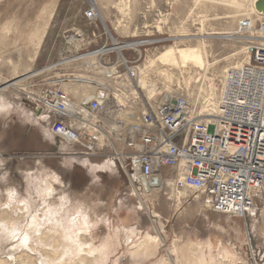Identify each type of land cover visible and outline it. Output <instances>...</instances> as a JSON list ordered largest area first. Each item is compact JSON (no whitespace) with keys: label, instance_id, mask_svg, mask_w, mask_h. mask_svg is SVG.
Wrapping results in <instances>:
<instances>
[{"label":"rangeland","instance_id":"1","mask_svg":"<svg viewBox=\"0 0 264 264\" xmlns=\"http://www.w3.org/2000/svg\"><path fill=\"white\" fill-rule=\"evenodd\" d=\"M253 3L254 0H94V2L93 0H0V87L8 81L19 80L43 69L35 75L22 79L18 85L0 90V104L6 102L13 105L11 101L15 100L29 101L28 92L39 94L44 83L57 81L58 78L98 80V71L102 70V67L99 68V65L96 67L95 63L99 60L110 62L120 52L111 49L110 54L102 56L106 50L93 57L91 63H89L91 59L82 58L81 54L102 49L103 46L109 49L115 47V43L147 40L151 42L141 44L139 49L131 48L122 52L127 57L137 60L140 65L139 78L146 75L154 90L161 93L158 94L159 97L178 94L190 98V101H194L196 97V106L200 107L209 94L220 96L223 76L231 67L248 62V42L252 40L257 44L264 43L260 41V38H264V32L258 29L260 15L252 9ZM91 7L97 10V18L88 20L85 12ZM244 18L253 21V30L241 29L240 21ZM189 46L201 49L194 61L196 63L185 61L184 64L182 63L184 67H178L159 59L169 47ZM202 47L206 51L205 55ZM206 60H209L211 65L204 70ZM48 66L51 67L45 69ZM62 87L73 99L86 97L95 89L92 84L82 83L62 85ZM144 90L147 97V93L151 91H146L145 88ZM190 93L195 97H190L192 96ZM128 112L132 111L123 110L117 117L127 119ZM112 123L115 126L117 124L116 121ZM3 152L5 153L0 149V154ZM17 152L18 150L13 154L9 152L8 156L17 155ZM1 155L0 160L6 163L9 157L4 158V154ZM31 156L34 154L12 156V163L7 169L2 170L5 174H0V204L9 207L15 216L24 220L29 219L30 215L22 213V204L34 200L27 189L30 174L24 161L34 165L37 158L38 161L42 160L41 157ZM84 157L94 158L95 160L92 161L97 162L105 159L90 155ZM107 160L98 165L87 164L93 173L91 182L93 187L90 188L87 184L89 182L87 170L82 166L76 164L75 173L70 176L67 174V170H70L67 164L59 166L58 160L52 157L46 158L47 162L38 166L43 173L40 174L41 179L62 172L60 175L67 186H69L68 182H72L70 189L64 187L66 185L63 183L55 182L57 191L53 197L44 198L46 203L50 202L60 207L62 195L68 194L70 198L75 193L78 196V190L86 194L89 199L93 198L95 190H98L97 192L101 190L103 193L105 187H100L99 172L104 167H106L104 170L108 168L113 171L109 164L113 159L110 157ZM5 163H1L0 168H4ZM40 168L36 167L35 171H39ZM109 183L112 184L108 187L115 189L112 190L114 191L112 204L105 214L106 221L83 232L82 237L84 242L91 243L94 247L110 243L108 264H115L116 261L118 264H202L201 258L204 256L209 258L216 256L218 261L224 264L264 263L263 221L258 220L257 230L255 233L251 232V238L247 236L248 227L244 218L239 219L241 232L231 230L229 224L233 218H227L222 212L206 208L204 202L206 196L196 198L192 192H187L188 200L180 202L175 196L169 198L171 192L166 195L163 192L153 191L150 195L152 203L155 202L154 206L156 205V209L163 216L161 221L155 222L152 212L146 207L149 206L147 197L144 201L141 200L130 187L126 177L121 174L112 176L104 174L103 185ZM88 188L92 190L89 191ZM192 205H197L198 208L188 212V207ZM24 224L25 222L22 226ZM132 229H135V234ZM148 233L161 237L164 243L159 245L150 243L139 251L131 247L133 244L142 243ZM255 234H257L256 238ZM217 237L226 239L233 247L238 257L235 261L231 258L227 260L223 250L215 249L212 252L205 245L202 248L199 244L204 239L211 240ZM130 238L131 241L134 239L133 243L128 240ZM248 238H251L250 245ZM175 247L179 251L181 260L177 261L179 256L170 253L176 249Z\"/></svg>","mask_w":264,"mask_h":264},{"label":"built area","instance_id":"2","mask_svg":"<svg viewBox=\"0 0 264 264\" xmlns=\"http://www.w3.org/2000/svg\"><path fill=\"white\" fill-rule=\"evenodd\" d=\"M85 16L93 20L97 10L91 7ZM241 25L254 29L248 19ZM258 29L264 32V19ZM248 51V62L227 71L210 119L192 111L184 95L151 103L139 83L140 65L124 53L95 63L102 70L98 80L90 79L95 89L87 97L73 99L48 81L27 99L52 112L51 130L80 146L78 155L111 157L140 198L143 186L167 187L206 196L213 210L244 216L264 192V43L250 40ZM125 92L127 103L119 100ZM114 109L132 111L131 118L114 116Z\"/></svg>","mask_w":264,"mask_h":264},{"label":"bare ground","instance_id":"3","mask_svg":"<svg viewBox=\"0 0 264 264\" xmlns=\"http://www.w3.org/2000/svg\"><path fill=\"white\" fill-rule=\"evenodd\" d=\"M93 2H94V0H93ZM256 2H257V0H254V3L252 5V9L257 14H262L257 10ZM244 19L251 20L250 18H244ZM244 19H242V20H244ZM259 19L263 20L264 14H263V16H260ZM240 27L244 31H245V29H247L243 25H241ZM260 41L264 42V38L263 37H262V39L260 38ZM149 42H151V41L134 40V41L125 42L124 44L115 43V45H114L115 47H112L109 49H103V48L99 49V50L97 49V50L91 51L89 53L81 54L80 56L82 58L91 59L89 61V63H91L93 60V57L97 56L98 54H100L106 50H111V49L117 50L121 54L123 52V50L131 49V48L139 49V46L141 44H145V43H149ZM119 44H121V45H119ZM204 46H205V44H204ZM200 51H201L200 48L193 47V46L184 47V48L169 47L159 56V59L165 63H169V65H176L178 67H184V66H182V63L184 64L185 61H188V62L193 61L192 63H196L194 61L196 60V57L198 56ZM203 51H204V55H205L206 51L204 50V48H203ZM247 52H248V56H249V58H248V61H249L251 56H250V53L248 51V45H247ZM210 65H211L210 61L206 60V67L204 70H207V68ZM50 67L51 66H48L45 69L50 68ZM42 70L31 73V74H29L23 78H20L19 80L17 79V80L12 81V82L8 81L7 83H5V85L0 87L1 88L0 90H4L5 88L12 86V85H14V86L18 85L19 84L18 82L21 81L22 79L27 78L30 75H35L36 73H39ZM139 73H140V71H139ZM226 73H228V72H226ZM226 73L223 76L222 83L224 81L225 75H227ZM204 76H206V74H204ZM139 77H140V75H139ZM192 77H194V76H192ZM169 78H171V75ZM149 80H148V77L146 78V75L141 76V78H139L140 85L143 88H145L146 91H149V90L151 91V92L147 93L148 100L151 103L161 102L162 100H164L165 97H162V96L159 97L158 96V94H161V93L154 90V86L152 84H150L151 81H149ZM189 80H190V76H189ZM225 80H226V78H225ZM227 80H228V77H227ZM227 80H226V83H227ZM54 82H58V83L60 82L62 85H70V84H74V83L92 84V86L95 87V83L91 82L90 80H86V79L84 80V79H80V78H68L67 77L65 79H58L57 81H54ZM222 83H221V86H222ZM189 84H190V82H189ZM151 85L153 87H151ZM193 93H190V95H192L190 97H195ZM175 95H178V94H175ZM221 95H222V92H220V96H218V97L214 93L209 94V96L204 100V102L201 103L200 107L196 106L197 105L196 104V97H195L194 101H190L191 99L188 97H186V99L188 100L192 111L198 113V115L200 117L212 118L216 115V113L219 109L218 106L220 104V100H222ZM87 96H89V94ZM157 97H159V100L157 99ZM119 100L121 102L129 101L130 98L128 96V93L125 92L123 95H120ZM129 113L130 112L127 113L126 118H131V114H129ZM112 114L114 116L116 114H122V111L118 112L117 110L114 109ZM7 116H6V118H7ZM67 159H65V160H67ZM24 160L25 159H23V161ZM67 161L69 162V160H67ZM112 161H114V160H112ZM0 162H2V160H0ZM24 163L26 164L25 166H26L27 172L30 174L29 175V185H28L29 188H27V189H28L30 196L33 197L34 200L32 201V199H31V202H32L31 203L30 201H28V199H26L28 202H24L22 204L23 205L22 213L23 214L28 213L30 215V217H29V219H27L28 222H27V220L20 219L19 216H15L13 214L12 210L9 207H5L4 205L0 204V264H108V261L110 259L109 255H108L109 254V252H108L109 246H111V245H109L110 243L100 245L99 247H94L93 245H91V243L88 244L87 242H84L82 240V237L84 235L83 232L89 231L90 229L96 227L102 221L103 222L106 221L105 214H107L106 211L108 209H110V206L112 204V197L111 196L114 194V191H112V190L115 188L111 187V186L106 188V190L108 192L107 197L106 196L103 197L102 192L100 191V192L96 193L97 194L96 198L93 197L91 199L86 197L87 195L82 193L81 190H78V193H79L78 196L75 195V193H74L73 197H70V198H69L68 194H64V192H65L64 191L63 192L64 195H62L60 197V200H62V202H61L62 204L58 202L59 204H61V206L57 207L58 206L57 204H56L57 205L56 206L55 204H52L50 202L46 203L47 201H45L44 198L47 199V198L53 197V195L56 193L57 188L54 185L55 182H59L61 184L63 183L64 185H66L64 187H69L68 189H70V187H72V182H68L69 186H67L66 181L63 180L61 175L60 174L58 175L56 173L53 176H47L46 179H41L40 174H43V173H42V169L38 166L41 163H43V161L42 160L38 161V158H37V162H36L37 164L35 163L34 165L33 164L30 165L31 163L30 162H29L30 164L27 163L26 160L24 161ZM104 165L106 166V164H104ZM36 167H37V169L40 168V170L35 171ZM105 168L106 167H104L102 169H105ZM23 170H25V169H23ZM37 171H38V173L36 174ZM60 173H62V172H60ZM69 179H71V178H69ZM39 182H40V185L38 186ZM35 183H37V185H35ZM64 187H62V188L64 189ZM143 187L145 188L144 189L145 195H144V198L143 197L141 198V200L144 201L147 197V203H149L148 204L149 206H146V207L150 212H152L153 217L155 218V222L161 221L163 216L156 209V207H155L156 205L154 206L155 202L152 203L150 195L153 191H156L159 193L163 192L166 195H168L171 192V195H169L170 196L169 198L175 196V198H177V200L180 202H186V200H187L186 195H188V194H187V192L182 191V190L178 191L177 189L173 188L175 190L172 192L171 189H169L167 187H159V188H157V187L151 188L149 186H143ZM58 188H59V186H58ZM12 192L14 193V191H12ZM16 193H18V192L16 191ZM103 193H104V191H103ZM69 194H71V193H69ZM57 195H59V194H57ZM14 197H15V195H14ZM198 197L199 196H197L196 198H198ZM56 198H57V196H56ZM14 199H16V198H14ZM204 202L206 203L205 204L206 208H208L210 210L214 209L211 201H207V199H206V201H204ZM152 206H154V207L152 208ZM226 207H230V206H226ZM195 208H198V206L192 205V206L188 207V212L192 211ZM255 208H256V204H255L253 210H255ZM253 210L251 208L250 211H253ZM246 214L244 215V217H246ZM185 215H187V214H185ZM185 215H184V217H185ZM233 215H235V214H233ZM227 220H229V219H227ZM23 222H25V224L22 226ZM229 227H231V230H235V232H237V233L242 231L241 225H240L238 220L231 219ZM252 227L253 226L251 225V228ZM132 230H133V233L135 234V229H132ZM246 231H247V236H248L250 233L249 228ZM128 240L131 241V238ZM163 241L164 240L161 237L153 236V235H150L148 233L145 236L144 241L142 243L133 244L131 247H134V249H136V251H139L140 248H142L145 245H150V243H156L159 245L160 243H164ZM131 242L133 243L134 239H132ZM248 243H249V245L251 244L250 238H248ZM199 244H201L200 246L202 248H203V245H205V247L209 248V250L212 252H214L215 249H217L219 251L223 250V254L227 260H228V258H231L233 261H235L238 258L237 255L235 254L234 250H233V247L228 243V241L226 239H224L222 237H217L215 239L211 238V240L204 239V240L200 241ZM135 246H138V247H135ZM130 250H132V249H130ZM170 253H174L175 255L179 256V257H177V261H178V259L181 260L180 259L181 257L179 255V251H177V248L172 250V252H170ZM164 258H166V257H164ZM171 260H173V259H171ZM227 260H224V261H227ZM173 261L175 262V260H173ZM201 261L203 262L202 264H221L222 263V262L218 261L216 256L211 257V258L204 256L201 258ZM175 263H177V262H175ZM115 264H118V261H116ZM222 264H224V263H222Z\"/></svg>","mask_w":264,"mask_h":264},{"label":"crops","instance_id":"4","mask_svg":"<svg viewBox=\"0 0 264 264\" xmlns=\"http://www.w3.org/2000/svg\"><path fill=\"white\" fill-rule=\"evenodd\" d=\"M11 102L13 103V105H9L6 102L0 104V149L5 151V153H3L4 158L8 157L9 152L13 154L16 150H18V152L17 155H12L14 157L21 156V154H34V156L31 157H41L43 162H47L46 158L52 157V159L58 160L59 166L69 164L68 166L70 170H67V174L70 176H73V173H75V167L77 164L82 166L83 169L87 170L86 172L89 180V182L87 183L88 187H93V184L91 185V182L93 181V173L87 164L90 163L92 165H98L99 163H104V161L108 160L103 159L97 162L92 161L95 160L94 158L77 155L81 151L80 146L64 142L51 130V125L54 117L52 112H50L49 110L29 101L25 102L22 100V102H19L18 100H15L14 102ZM11 157L6 160V163L4 161L0 162V165L1 163H5V167L0 168V174H5V172L3 171L7 169L8 165L13 161ZM65 159L69 160V162ZM109 164L113 168V171H111L110 169H103L99 172L101 178L100 187H105L103 189L105 194L102 193L103 197H107L108 192L106 188L108 187V185L112 184L109 183L103 185L104 174H110L111 176L114 174H121L126 177V175L116 162L109 161ZM49 168L52 169L51 167ZM59 174L60 173H58V175ZM90 188H88L89 191L92 190ZM97 191L98 190H95V193L93 195L94 198L97 197ZM223 214H225L227 218H233L234 220H238L239 222V219L243 220L244 218L245 223L249 228V236L251 237V232L255 233L257 230L256 227L259 224L258 220L260 222L264 220V192L257 198L255 210L248 212L246 214V217L227 213ZM253 218L254 222L256 221L255 224L254 222L252 223ZM251 225L253 226V230H250ZM256 237L257 234H255V238Z\"/></svg>","mask_w":264,"mask_h":264},{"label":"water","instance_id":"5","mask_svg":"<svg viewBox=\"0 0 264 264\" xmlns=\"http://www.w3.org/2000/svg\"><path fill=\"white\" fill-rule=\"evenodd\" d=\"M256 8L260 13L264 14V0H257Z\"/></svg>","mask_w":264,"mask_h":264}]
</instances>
